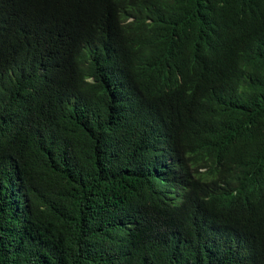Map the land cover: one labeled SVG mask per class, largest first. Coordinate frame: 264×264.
I'll list each match as a JSON object with an SVG mask.
<instances>
[{"label":"trees","instance_id":"16d2710c","mask_svg":"<svg viewBox=\"0 0 264 264\" xmlns=\"http://www.w3.org/2000/svg\"><path fill=\"white\" fill-rule=\"evenodd\" d=\"M262 8L0 0V264H264Z\"/></svg>","mask_w":264,"mask_h":264},{"label":"clouds","instance_id":"9594fccd","mask_svg":"<svg viewBox=\"0 0 264 264\" xmlns=\"http://www.w3.org/2000/svg\"><path fill=\"white\" fill-rule=\"evenodd\" d=\"M261 3L263 5L261 13L251 20L243 22L240 18L235 20L231 19L228 24L223 17L214 16L205 27L204 33L209 36H214L216 33H236L244 38L253 37L264 21V0H261ZM164 73L165 91L172 95L180 93L182 87L179 75L172 71H166Z\"/></svg>","mask_w":264,"mask_h":264},{"label":"bare ground","instance_id":"6f19581e","mask_svg":"<svg viewBox=\"0 0 264 264\" xmlns=\"http://www.w3.org/2000/svg\"><path fill=\"white\" fill-rule=\"evenodd\" d=\"M114 3V2H113ZM114 5V4H113ZM166 7V6H165ZM223 39V38H222ZM208 40V39H207ZM209 43V42H208ZM205 46V45H204ZM213 46H215V45H213ZM177 74V73H176ZM184 74H186V73H184ZM190 75V74H189ZM190 78H192L191 76H189ZM186 78V77H185ZM163 79V78H162ZM159 80H161V79H159ZM182 80H184V79H182ZM188 80V79H187ZM162 81V80H161ZM164 81V80H163ZM165 82V81H164ZM160 83V82H159ZM167 83V82H166ZM156 84V83H155ZM155 88V87H154ZM165 88V87H164ZM162 89V88H161ZM160 91V90H159ZM162 91V90H161ZM160 93V92H159ZM158 93V94H159ZM157 94V93H156ZM164 94V93H163ZM168 94V93H167ZM165 97V96H164ZM162 99V98H161ZM236 166V165H235ZM260 181V180H259ZM258 184H259V182H258ZM261 184V183H260ZM256 185V184H255ZM260 186V189H261V185H259ZM264 187V186H263ZM252 188V187H251ZM254 189L256 188L255 186L253 187ZM262 192H264V191H262ZM247 193V192H246ZM248 194H250V193H248ZM252 194V193H251ZM261 194V193H260ZM264 194V193H263ZM259 195V194H258ZM259 197V196H258ZM254 199H255V196H254Z\"/></svg>","mask_w":264,"mask_h":264}]
</instances>
